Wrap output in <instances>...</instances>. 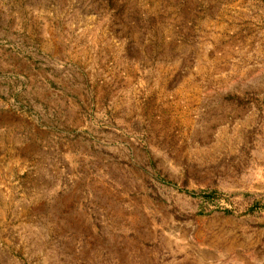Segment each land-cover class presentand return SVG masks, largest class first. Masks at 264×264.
<instances>
[{"label": "rangeland", "instance_id": "374dc122", "mask_svg": "<svg viewBox=\"0 0 264 264\" xmlns=\"http://www.w3.org/2000/svg\"><path fill=\"white\" fill-rule=\"evenodd\" d=\"M0 264H264V0H0Z\"/></svg>", "mask_w": 264, "mask_h": 264}]
</instances>
